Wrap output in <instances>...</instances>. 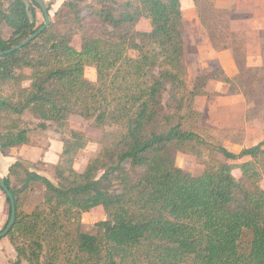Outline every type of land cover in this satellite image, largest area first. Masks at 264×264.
<instances>
[{
  "label": "trees",
  "instance_id": "trees-1",
  "mask_svg": "<svg viewBox=\"0 0 264 264\" xmlns=\"http://www.w3.org/2000/svg\"><path fill=\"white\" fill-rule=\"evenodd\" d=\"M38 13L35 0H0V52L43 24ZM186 76L180 0H64L44 31L0 56V152L29 144L31 129L67 134L55 181L21 158L3 177L16 207L9 264H264V138L235 153L185 129L206 80L188 89ZM26 113L32 128L19 125ZM71 115L103 130L81 172L73 163L86 138L68 128ZM201 146L224 160L199 175L175 164L173 148ZM29 192L40 201L27 213ZM97 206L106 218L83 230L82 215Z\"/></svg>",
  "mask_w": 264,
  "mask_h": 264
},
{
  "label": "rangeland",
  "instance_id": "rangeland-1",
  "mask_svg": "<svg viewBox=\"0 0 264 264\" xmlns=\"http://www.w3.org/2000/svg\"><path fill=\"white\" fill-rule=\"evenodd\" d=\"M63 1L44 0L51 20ZM180 3L188 89L196 86L197 77L206 76L200 87L204 94L195 97L193 112H188L183 120L184 128L235 153L257 144L264 138V0H180ZM38 18L39 22L44 21L40 13ZM137 28L146 30L148 24L142 21ZM9 32L4 28V37ZM72 44L79 47L78 33ZM224 54L230 59L222 58ZM84 76L97 84L94 66H86ZM223 77L230 81H222ZM3 122L7 124L9 120ZM35 122L26 113L19 125L32 128ZM67 126L80 131L86 138L73 163V168L81 172L99 153L103 130L95 127L93 120L78 115H71ZM63 136L67 134L62 135L55 125H49L44 131L31 129L29 144L13 148L16 158H21L29 169L55 181L53 165L61 153ZM172 152L175 164L192 175H199L209 164L224 160L217 151L203 146L198 154L183 153L175 148ZM234 174L239 176L238 170ZM260 185L264 188V180ZM0 193L3 196V207H0L2 230L7 223L9 206L1 190ZM39 201L38 193L29 192L22 197L20 209L30 213ZM105 218L103 208L94 207L82 215V229L92 231L93 223ZM0 251H4L6 257H15L7 236L0 239Z\"/></svg>",
  "mask_w": 264,
  "mask_h": 264
},
{
  "label": "water",
  "instance_id": "water-1",
  "mask_svg": "<svg viewBox=\"0 0 264 264\" xmlns=\"http://www.w3.org/2000/svg\"><path fill=\"white\" fill-rule=\"evenodd\" d=\"M35 1L39 5V7L42 11V14L44 17L43 24L39 28H37L32 34H30L28 37H26L19 44L13 46L12 48H10L8 50L0 52V56L25 46L26 44H28L31 40H33L35 37H37L42 31H44L49 26L50 16H49V12H48V9H47V6H46L44 0H35ZM0 188L8 196L9 202H10V214H9L8 221H7L6 225L4 226V228L2 230H0V239H1L3 236L7 235V233L9 232V230L12 228V226L14 224L16 207H15L13 195L10 193V191H9L8 187L6 186L5 182L3 181L2 177H0Z\"/></svg>",
  "mask_w": 264,
  "mask_h": 264
},
{
  "label": "crops",
  "instance_id": "crops-1",
  "mask_svg": "<svg viewBox=\"0 0 264 264\" xmlns=\"http://www.w3.org/2000/svg\"><path fill=\"white\" fill-rule=\"evenodd\" d=\"M182 5V4H181ZM181 8L183 9V7L181 6ZM229 57L227 54H224L223 57ZM230 59V57H229ZM229 74L232 75V72L229 71ZM201 76V75H199ZM16 149L14 150L13 148H10L6 151L5 154H2L0 152V177H5L8 173V168L9 166L17 159L16 158V153H15ZM43 155V152H42ZM5 199V197H4ZM2 203V204H1ZM0 207H3V196L0 193ZM13 259L12 257H6V253L4 251H0V264H9V260Z\"/></svg>",
  "mask_w": 264,
  "mask_h": 264
}]
</instances>
